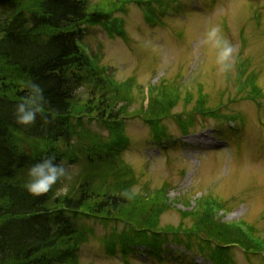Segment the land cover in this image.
I'll use <instances>...</instances> for the list:
<instances>
[{"label": "trees", "instance_id": "16d2710c", "mask_svg": "<svg viewBox=\"0 0 264 264\" xmlns=\"http://www.w3.org/2000/svg\"><path fill=\"white\" fill-rule=\"evenodd\" d=\"M128 2L0 0V264H79V248L95 237L91 223L109 228L99 240L110 256L118 247L125 264L140 246L160 263L168 244L211 264H234V246L246 256L261 251L254 228L245 235L216 217L208 204L216 199L209 193L191 211H176L177 227H161L160 219L170 209V186L151 190L144 185L134 191L136 176L122 158L128 143L125 120L139 118L152 138L165 137L158 126L172 118L180 101L178 86L161 82L146 97L133 80H109L77 45L82 26L110 21ZM151 2L138 3L151 12ZM30 79L44 88L52 112L47 113L49 123L38 116L34 126L25 128L15 123L14 112L27 92L22 81ZM248 80L237 88L245 91ZM185 93L188 103L191 96ZM197 103L205 110L201 117L213 116L206 115L205 95L199 94ZM173 118L183 134L194 124L189 116ZM93 123L108 136L93 131ZM48 155L56 163L67 161L66 176L33 198L25 189L28 170ZM181 198L188 207L189 197ZM176 203L182 204L181 199Z\"/></svg>", "mask_w": 264, "mask_h": 264}, {"label": "rangeland", "instance_id": "374dc122", "mask_svg": "<svg viewBox=\"0 0 264 264\" xmlns=\"http://www.w3.org/2000/svg\"><path fill=\"white\" fill-rule=\"evenodd\" d=\"M96 1L91 0L92 3ZM177 2L181 5L175 7L176 10L183 11L159 14L160 22L154 26L145 19L146 11L138 4L128 2L125 10L115 15L122 20L123 37L128 38V43L107 32L100 24L87 27L82 36L89 55L92 54L99 66L110 68L109 73L115 81L133 80L145 93L162 80L171 84L176 82L182 98L172 111L174 115L185 117L193 110L205 113L200 104H195L200 88L206 96V108H214L220 100L223 101V107L218 111L223 113L221 115H242L245 118L243 129L236 132L239 134H228L230 129L238 127L209 117L202 121L205 122L202 127L200 117L195 122L194 131L183 137L174 119H166L162 127L167 138L161 136L162 143L156 144L151 139L149 126L139 118H132L124 123L128 143L122 158L136 176L138 186L135 191L145 184L154 190L168 182L171 189L167 201L187 194L194 196L191 206L194 199L210 192L229 202L231 209L228 208L230 211L223 215L222 223L243 221L247 225H256L264 237V100H260L263 105L258 107L248 95L240 98L243 95L237 93L238 85L234 81L237 74L234 64L241 59L238 67L240 80L252 78L255 83L258 74L256 85L264 96V0ZM151 5L158 9L156 4ZM256 10L262 19L259 26H256ZM217 25L224 38L237 49L229 73L220 71L216 63L217 50L205 43L206 33ZM242 28L241 40L245 44L240 40ZM250 63L252 70H246ZM229 74L231 77L226 79ZM184 91L191 95L188 105L183 100ZM227 97L232 100L230 104ZM138 106L139 99L135 104L136 108ZM92 129L104 138L108 136L106 129L94 123ZM236 137H239V146ZM173 207L183 209L182 205ZM179 220L176 212L171 210L161 218V226H176ZM91 225L97 238H91L80 247L79 263L124 264L119 257H107L100 245L98 238L109 228ZM140 249L143 256L137 254L135 259H130V264H158L152 261L154 257L146 262V251ZM166 249L162 256L176 259L169 260L168 264H189V258L192 259L177 255L176 252H181L179 248L168 246ZM233 259L236 264H258L260 260L264 264L262 256L248 260L238 249L233 250ZM194 263L207 264L198 258Z\"/></svg>", "mask_w": 264, "mask_h": 264}, {"label": "clouds", "instance_id": "9594fccd", "mask_svg": "<svg viewBox=\"0 0 264 264\" xmlns=\"http://www.w3.org/2000/svg\"><path fill=\"white\" fill-rule=\"evenodd\" d=\"M205 43L211 44L216 52V63L221 72H227L232 66V57L237 49L222 35L220 26L211 27L206 33ZM27 89L26 94L15 105V123L25 128L32 127L37 122V117L43 118L44 123L50 122L47 113L48 101L44 95V88L34 80L22 81ZM54 155H48L31 165L28 170V182L25 185L27 193L33 198H38L48 193L58 180L66 176L67 161L60 160L56 163ZM125 196L128 193H124Z\"/></svg>", "mask_w": 264, "mask_h": 264}]
</instances>
